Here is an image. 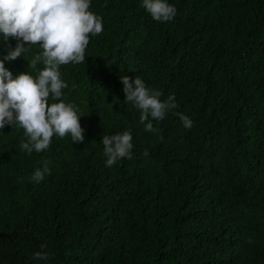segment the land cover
Wrapping results in <instances>:
<instances>
[{
    "label": "trees",
    "instance_id": "trees-1",
    "mask_svg": "<svg viewBox=\"0 0 264 264\" xmlns=\"http://www.w3.org/2000/svg\"><path fill=\"white\" fill-rule=\"evenodd\" d=\"M167 2L176 15L157 22L143 0H90L103 32L85 63L60 66L82 143L53 136L28 155L23 129H0V264H264V0ZM15 43L0 36V60ZM41 52L5 68L35 78ZM124 75L175 95L156 133L124 103ZM126 130L133 158L106 167L101 137Z\"/></svg>",
    "mask_w": 264,
    "mask_h": 264
},
{
    "label": "clouds",
    "instance_id": "clouds-1",
    "mask_svg": "<svg viewBox=\"0 0 264 264\" xmlns=\"http://www.w3.org/2000/svg\"><path fill=\"white\" fill-rule=\"evenodd\" d=\"M142 7L157 22L174 19L176 8L167 0H143ZM90 0H0V36L9 46L0 60V129L6 125L23 129L24 138L20 150L31 155L47 150L53 136L64 138L70 135L72 142L84 141L78 115L79 109L60 98L68 85L61 79L60 66L85 63V49L89 35L95 37L103 32L102 19L89 11ZM39 45L42 52L28 61V68L37 69L35 78L28 72L13 77L5 68L4 61H14L30 51V46ZM124 103L132 104L140 112L139 122L147 132L156 133L153 121L163 120L167 113L178 107L174 94L161 100L162 92L146 87L139 77L121 76ZM49 97L53 102L49 103ZM190 130L193 121L185 114L173 112ZM132 134L130 130L114 135H103L105 166L111 168L121 159H132ZM159 139L162 141L163 137ZM147 157V149L143 152ZM50 161H44L29 177L31 182L43 181L50 174ZM41 249L46 245L41 244ZM49 253L40 251L33 255L37 261L48 260Z\"/></svg>",
    "mask_w": 264,
    "mask_h": 264
}]
</instances>
